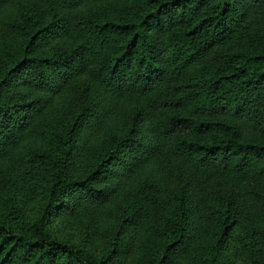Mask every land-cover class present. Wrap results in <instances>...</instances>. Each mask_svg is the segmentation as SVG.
Returning a JSON list of instances; mask_svg holds the SVG:
<instances>
[{
  "label": "trees",
  "instance_id": "obj_1",
  "mask_svg": "<svg viewBox=\"0 0 264 264\" xmlns=\"http://www.w3.org/2000/svg\"><path fill=\"white\" fill-rule=\"evenodd\" d=\"M229 234L264 264V0H0V264H216Z\"/></svg>",
  "mask_w": 264,
  "mask_h": 264
},
{
  "label": "rangeland",
  "instance_id": "obj_2",
  "mask_svg": "<svg viewBox=\"0 0 264 264\" xmlns=\"http://www.w3.org/2000/svg\"><path fill=\"white\" fill-rule=\"evenodd\" d=\"M17 202L21 219L25 222L30 221L35 216L40 205L38 195H29L22 191L17 197ZM48 227L56 237L68 240L87 252L99 254L106 248L105 240L84 233L80 224L66 216L65 213L54 217L49 222ZM209 256L207 248L196 252L188 251L181 258L179 264H207ZM216 260V264H254L237 247L231 234L222 243L218 255H216Z\"/></svg>",
  "mask_w": 264,
  "mask_h": 264
}]
</instances>
